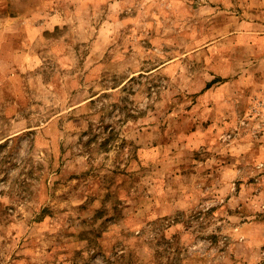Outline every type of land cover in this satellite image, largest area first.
<instances>
[{"label":"rangeland","instance_id":"obj_1","mask_svg":"<svg viewBox=\"0 0 264 264\" xmlns=\"http://www.w3.org/2000/svg\"><path fill=\"white\" fill-rule=\"evenodd\" d=\"M262 32L264 0H0V264H264Z\"/></svg>","mask_w":264,"mask_h":264},{"label":"crops","instance_id":"obj_2","mask_svg":"<svg viewBox=\"0 0 264 264\" xmlns=\"http://www.w3.org/2000/svg\"><path fill=\"white\" fill-rule=\"evenodd\" d=\"M254 25H259V23H258V22H255ZM261 26L263 27V25H261ZM262 33H263L262 35L256 34V36H257V37L260 36V38H261L262 36L264 37V32H262Z\"/></svg>","mask_w":264,"mask_h":264}]
</instances>
